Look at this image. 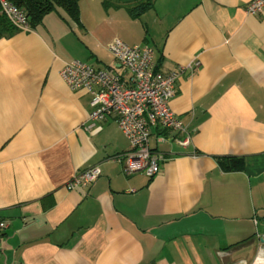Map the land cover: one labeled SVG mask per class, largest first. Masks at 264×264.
Returning <instances> with one entry per match:
<instances>
[{"label": "crops", "instance_id": "obj_1", "mask_svg": "<svg viewBox=\"0 0 264 264\" xmlns=\"http://www.w3.org/2000/svg\"><path fill=\"white\" fill-rule=\"evenodd\" d=\"M109 1L117 28L96 24L106 0H80L78 21L57 9L0 39V264H254L264 258V9L151 0L131 17L144 0ZM114 38L151 46L156 69L177 75L169 108L185 133L152 128L149 148L164 158L152 178L123 171L129 144L115 121H89L90 95L59 75L90 59L122 73L105 49ZM230 160L240 167L223 170ZM94 166L92 184L68 188Z\"/></svg>", "mask_w": 264, "mask_h": 264}, {"label": "built area", "instance_id": "obj_2", "mask_svg": "<svg viewBox=\"0 0 264 264\" xmlns=\"http://www.w3.org/2000/svg\"><path fill=\"white\" fill-rule=\"evenodd\" d=\"M263 9L264 0H252L246 5L245 13L256 15ZM0 12L13 27L29 30L25 14L8 1L0 0ZM105 49L122 73L72 60L62 66L59 75L69 90H83L90 95L89 121L101 123L109 118L115 121L129 144V150L118 158L123 171L127 175L143 173L152 178L164 161L161 154L149 148L152 128L159 125L185 133L182 123L169 108V101L175 95L176 72L155 71L154 53L148 45L130 46L114 38ZM187 143V136L179 142L181 146ZM99 176L100 169L91 167L73 177L68 188L86 187ZM7 227L8 222L0 219V235ZM254 264H264V258H256Z\"/></svg>", "mask_w": 264, "mask_h": 264}, {"label": "trees", "instance_id": "obj_3", "mask_svg": "<svg viewBox=\"0 0 264 264\" xmlns=\"http://www.w3.org/2000/svg\"><path fill=\"white\" fill-rule=\"evenodd\" d=\"M19 10H21L26 17L29 29L37 27L42 19L53 11L61 9L70 19L78 21L79 19V2L80 0H6ZM152 8L151 0L140 1L135 7L128 8L131 17H139L142 13ZM17 28L13 27L9 21L0 12V39L9 38L14 35ZM145 45V44H144ZM141 46V45H140ZM149 46V45H148ZM154 55V49L149 46ZM155 71H158L155 67ZM225 161V160H224ZM229 161V160H227ZM232 165L228 166L222 163L223 170H233L240 162L237 160H230ZM238 166H237V165Z\"/></svg>", "mask_w": 264, "mask_h": 264}, {"label": "rangeland", "instance_id": "obj_4", "mask_svg": "<svg viewBox=\"0 0 264 264\" xmlns=\"http://www.w3.org/2000/svg\"><path fill=\"white\" fill-rule=\"evenodd\" d=\"M102 4H103L102 5L103 10H105V11L113 10V11H111L109 13V16L108 17H104L105 16V13H106L104 11L103 12V16L96 18V24L101 23L102 24V28H104V29H106V28H111V29L117 28V26L121 23L120 20H122V18H123L122 12L118 11V12H116V15H114V14L112 15V12H115L116 11V8L113 5L114 4L113 1L106 0V2H103ZM44 22H45V27L46 26H53L52 22L49 19H46ZM64 24H66V23L64 22ZM137 24H140V23L138 22ZM137 26H139L138 27L139 32H140V30H141L142 33L145 32V30L143 29L142 25H137ZM75 34H76L75 35V38L77 40L79 38H81L80 35L77 33V31H75ZM91 61H92V59L86 60V62L88 64H91Z\"/></svg>", "mask_w": 264, "mask_h": 264}]
</instances>
